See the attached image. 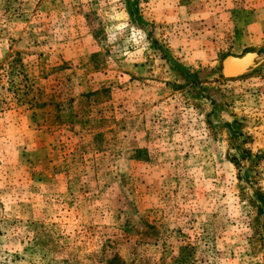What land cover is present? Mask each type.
I'll return each mask as SVG.
<instances>
[{
	"label": "rangeland",
	"instance_id": "rangeland-1",
	"mask_svg": "<svg viewBox=\"0 0 264 264\" xmlns=\"http://www.w3.org/2000/svg\"><path fill=\"white\" fill-rule=\"evenodd\" d=\"M258 194L264 0H0V264H264Z\"/></svg>",
	"mask_w": 264,
	"mask_h": 264
},
{
	"label": "water",
	"instance_id": "water-1",
	"mask_svg": "<svg viewBox=\"0 0 264 264\" xmlns=\"http://www.w3.org/2000/svg\"><path fill=\"white\" fill-rule=\"evenodd\" d=\"M235 62L236 66L235 67H232L231 69H226V65L229 63V62ZM241 64L236 62V61H233L232 59H227L225 61V63L223 64V68H222V75L224 77H233L239 70H241Z\"/></svg>",
	"mask_w": 264,
	"mask_h": 264
},
{
	"label": "trees",
	"instance_id": "trees-1",
	"mask_svg": "<svg viewBox=\"0 0 264 264\" xmlns=\"http://www.w3.org/2000/svg\"><path fill=\"white\" fill-rule=\"evenodd\" d=\"M258 197H259L258 199H259V201L261 203L262 208H264V197L261 194H258ZM262 208L260 207V211L263 210Z\"/></svg>",
	"mask_w": 264,
	"mask_h": 264
},
{
	"label": "bare ground",
	"instance_id": "bare-ground-1",
	"mask_svg": "<svg viewBox=\"0 0 264 264\" xmlns=\"http://www.w3.org/2000/svg\"><path fill=\"white\" fill-rule=\"evenodd\" d=\"M236 66V64H235V62H229L227 65H226V69H231L232 67H235Z\"/></svg>",
	"mask_w": 264,
	"mask_h": 264
}]
</instances>
